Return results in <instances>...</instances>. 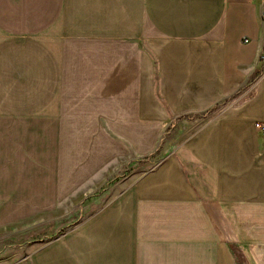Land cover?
Returning a JSON list of instances; mask_svg holds the SVG:
<instances>
[{"label": "crops", "instance_id": "0c3cea01", "mask_svg": "<svg viewBox=\"0 0 264 264\" xmlns=\"http://www.w3.org/2000/svg\"><path fill=\"white\" fill-rule=\"evenodd\" d=\"M262 52L250 0H0V233L93 209L10 264H264Z\"/></svg>", "mask_w": 264, "mask_h": 264}, {"label": "rangeland", "instance_id": "374dc122", "mask_svg": "<svg viewBox=\"0 0 264 264\" xmlns=\"http://www.w3.org/2000/svg\"><path fill=\"white\" fill-rule=\"evenodd\" d=\"M182 122L178 121L175 126L166 127V130L164 131L163 144L165 151L163 150V155L149 157L148 159L143 158V160H138L129 166L124 164L123 166L117 167L111 177L112 183L121 181V184L125 185L142 174L154 169L159 163H162L164 159H166L168 153L172 152L183 142L185 135L184 129H186L187 133L199 128V125H194L193 123H190V121H188L189 124L187 125ZM124 181L127 183H124ZM65 210V217L67 218L65 220L45 224H37L36 222H33L31 223L32 225L29 223L24 224L21 227L14 226L10 228V231L0 233V264H10L27 257L31 252L39 249L34 248L35 246H40L43 243L42 241H45L50 237L48 234L55 233L54 231L58 228L63 231L65 228L61 227L70 223L72 224L74 223V220L81 219L87 215V212L91 213L93 211V209L88 211L86 205H82L81 209H79L78 206L74 207L73 205H67ZM40 231L45 234L41 235Z\"/></svg>", "mask_w": 264, "mask_h": 264}, {"label": "built area", "instance_id": "2783aa9c", "mask_svg": "<svg viewBox=\"0 0 264 264\" xmlns=\"http://www.w3.org/2000/svg\"><path fill=\"white\" fill-rule=\"evenodd\" d=\"M250 1L256 3L259 6L260 18L264 21V0H250ZM245 41H247L246 38H245ZM261 58L264 59V52L261 53ZM256 126L262 132H264V122H258L256 123Z\"/></svg>", "mask_w": 264, "mask_h": 264}]
</instances>
